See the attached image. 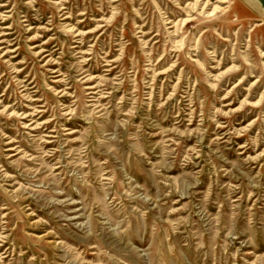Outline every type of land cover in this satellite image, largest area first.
<instances>
[{"label": "rangeland", "instance_id": "obj_1", "mask_svg": "<svg viewBox=\"0 0 264 264\" xmlns=\"http://www.w3.org/2000/svg\"><path fill=\"white\" fill-rule=\"evenodd\" d=\"M0 264H264V0H0Z\"/></svg>", "mask_w": 264, "mask_h": 264}, {"label": "bare ground", "instance_id": "obj_2", "mask_svg": "<svg viewBox=\"0 0 264 264\" xmlns=\"http://www.w3.org/2000/svg\"><path fill=\"white\" fill-rule=\"evenodd\" d=\"M205 4H206V3H205ZM206 5H208V4H206ZM213 6H214V5H213ZM217 9H219V7H218V6H215L214 9H213V11H212V13H214L215 11H217ZM187 20H188V19H187ZM187 20H186V21H187ZM182 22H183V21H182ZM47 51H48V50H47ZM4 54H6V53H4ZM4 54H3V55H4Z\"/></svg>", "mask_w": 264, "mask_h": 264}]
</instances>
